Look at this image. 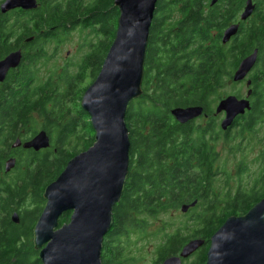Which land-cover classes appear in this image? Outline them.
Listing matches in <instances>:
<instances>
[{
  "label": "trees",
  "instance_id": "obj_1",
  "mask_svg": "<svg viewBox=\"0 0 264 264\" xmlns=\"http://www.w3.org/2000/svg\"><path fill=\"white\" fill-rule=\"evenodd\" d=\"M221 1L223 9L217 4L211 5V0H157L144 61L142 94L129 104L125 117L130 141L128 174L121 199L112 210L111 228L103 238L102 264L135 262L127 242L121 243V239L128 237L130 230L147 233L150 221L158 215L195 200L197 204L189 209L192 213L186 217L183 228L164 234L157 247L155 264L177 254L188 240L195 238L203 239L206 244L191 264H205L210 238L225 220L245 215L264 198V171L250 189L231 191L228 188L230 176L218 165L217 147L221 135L226 143L231 142V130L239 124L240 129L234 137L243 138L245 131L253 130L257 122L249 119V114L248 117L240 116L232 127L222 132L211 115V105L226 96L222 89L231 81L240 60L252 48L264 47L263 24L250 30L240 24L238 34L229 43L221 44L223 30L235 21L245 0ZM104 4L105 0H97L86 7L67 4L64 9L54 7L37 16L15 17L13 24L0 15L1 55L15 49L25 38H32L28 71L10 79L13 87L7 93L9 100L3 108L11 112L1 117L6 128H0V134L7 130L4 140H9L19 135L31 137L43 130L52 138L55 153L51 150L44 154L32 153L30 158V165L34 164L30 170V184L34 188L32 178H38L41 183L38 189L43 196L46 187L60 175L68 161L94 143L90 121L83 119L90 120V117L81 109L77 116H71L64 109L66 99L73 94L81 101L87 87L77 91L74 88L93 60L89 52L74 77L64 69L61 75L50 76L43 83L36 82L31 66L44 56V43L59 41V36L51 35L50 29L66 23L76 24L79 19L76 17L85 15L88 9L91 12L89 21L100 20ZM113 10L117 23L119 9L114 7ZM113 32L110 40L115 36V30ZM110 44L111 41L107 49ZM53 82H57L55 90H48ZM192 105L202 106L208 115L197 126L195 120L178 124L170 115L175 107ZM58 112L61 114L56 117ZM251 113V116L264 114L261 98ZM35 115L43 121H37ZM67 119L70 122L62 126ZM78 120L83 122L81 126ZM79 128L86 129V135L91 132V137L83 139L78 135ZM74 138L76 141L71 143ZM218 175L225 177L226 186L222 189L214 185ZM69 218L68 213L62 214L59 227L68 223ZM181 230L186 232L181 233ZM20 260L24 262V257Z\"/></svg>",
  "mask_w": 264,
  "mask_h": 264
},
{
  "label": "water",
  "instance_id": "obj_2",
  "mask_svg": "<svg viewBox=\"0 0 264 264\" xmlns=\"http://www.w3.org/2000/svg\"><path fill=\"white\" fill-rule=\"evenodd\" d=\"M216 2L211 0L210 4ZM156 3L157 0H113L119 9L114 40L80 101L81 110L90 117L94 143L69 160L45 189L46 206L34 228L36 247L44 246L41 264H102L103 238L111 228L112 210L121 199L128 174L130 141L125 117L129 104L142 94L144 61ZM34 7L35 0H4L0 13ZM253 9L251 0H245L240 21L245 22ZM239 29V23L227 26L221 34V44L229 43ZM31 40L27 38L26 42ZM257 52L255 49L240 60L231 76L233 83L246 79L256 63ZM20 62V50L1 59L0 82ZM249 95L250 92L245 98L228 95L217 103L213 115L224 113L221 131H227L236 118L251 109ZM170 115L181 125L207 116L200 105L175 107ZM23 147L47 149L50 140L41 130ZM196 204L195 200L179 209L184 214ZM65 212H71L69 222L59 227V218ZM203 245L201 238L190 239L161 264H183ZM205 264H264V198L245 215L225 220L210 238Z\"/></svg>",
  "mask_w": 264,
  "mask_h": 264
},
{
  "label": "rangeland",
  "instance_id": "obj_3",
  "mask_svg": "<svg viewBox=\"0 0 264 264\" xmlns=\"http://www.w3.org/2000/svg\"><path fill=\"white\" fill-rule=\"evenodd\" d=\"M88 1L89 0H86L84 3H87ZM216 4L223 9L224 3L221 0H217ZM114 7L116 6L115 4H113V0L112 3L110 2V0H105V4L101 9V13L103 14L100 17V20L103 19L101 27L105 32L97 36L93 35L89 31L82 30V28H73V25L71 23H66V25L60 27L61 32L58 35L59 41L57 42L56 40H51L44 43V45L42 46L44 56L32 63V72L35 75L36 82L43 83L50 76L56 78L58 74L61 75L60 73L64 69V71H66L68 75L70 74L72 77H74L78 72V66L81 64L85 56L90 52L92 57L91 59L93 61L82 74V77L80 78L81 80L79 84L77 83L74 90H84L85 87H88L92 83L94 79L93 76L96 75L100 64L102 63V60L104 59V55H106L107 53L106 51L108 50L107 46L109 42L111 41L112 43V41L114 40V38L110 40L114 35V29L116 31L117 28V23L115 22L113 14ZM242 9L243 6L235 17V21L233 23H239L241 24V27L245 26L249 29V19H247L245 22H241L239 19V15ZM47 10L50 11L53 9L50 8ZM3 18L5 19L6 17ZM76 18H79L78 23L80 25H86V22L84 21L86 19L85 15L80 16L79 14ZM89 23L92 24L91 21ZM24 44L25 43L22 42L19 45L22 46ZM19 45L17 47H19ZM263 57L264 52H262L261 54V58ZM56 85L57 82H53L52 85L49 84L48 90L54 91ZM246 90L247 87L245 85V81L242 83H233L232 81H228L224 85L222 92L225 93L226 96L235 95L238 98H245ZM218 102L219 101H216L211 105L212 113L214 112V108ZM64 109L71 116L78 115V110L81 109V105L80 101H78L77 99L76 94H73L72 97L66 99ZM60 114L61 113L58 112V114H56V117H58ZM251 114L252 113L249 114V117L248 115H246V117H248L249 119L252 118L254 120V123L257 122L253 130H246L243 138L234 137L235 133L240 129V125L238 124V126L231 130V142L226 143L223 135H221L218 141V165L222 167L223 170L227 172V174H229L230 180L228 182V188L231 191L250 189L264 171V114H253L252 116ZM35 117L37 121H43L37 115H35ZM222 117V115L214 117L216 120V125L219 129V124ZM83 119L87 120L88 122L90 121L89 118ZM204 119H197L195 120L194 124L197 126L203 123ZM69 122L70 121L67 119L62 126L67 125ZM78 123H80L81 126L83 122L78 120ZM239 123L242 124V121L240 120ZM81 128H79L80 132L78 133V135H82L83 139H88V137H91V132L86 135V129L85 131H82ZM74 141H76V138L71 140V143H73ZM81 143L84 142L82 141ZM233 146L236 147V149H233ZM29 157H31V154H29ZM49 177L45 180V182L49 179ZM224 178L225 177L223 175L217 176L216 182L214 184L216 189H222L226 186ZM32 181L33 185L35 183L34 188L36 189V195L40 194V190L38 189V187L41 183H39V179L32 178ZM41 182L43 183L44 179H41ZM262 189H264V183L262 185ZM34 211L35 213L30 216L32 220H36L39 213V208H36ZM191 213L192 210H189L187 213L183 214L179 208L169 209L166 212L158 215L155 220L150 221L149 226L146 230L147 233L143 234L144 232H142V230H130L128 237H123L121 239V243H123V240L127 242L129 254L134 258L135 261L131 264H155L158 259L157 247L159 246V244H161L164 234L172 233L176 229L183 228V222L186 221V217ZM185 232L186 230H181V233ZM140 233H142L143 235H141ZM199 251L200 249L195 252L196 254L194 253L188 259L184 260L183 264H191V262L195 260L197 254H199ZM24 263L36 264L35 258L31 256L28 258V261H25Z\"/></svg>",
  "mask_w": 264,
  "mask_h": 264
},
{
  "label": "flooded vegetation",
  "instance_id": "obj_4",
  "mask_svg": "<svg viewBox=\"0 0 264 264\" xmlns=\"http://www.w3.org/2000/svg\"><path fill=\"white\" fill-rule=\"evenodd\" d=\"M2 1L4 0H1L0 3ZM85 1L86 0H35V7L31 10L16 8L5 14L0 13V15L6 17L5 19L9 24H13L15 17L26 18L37 16L41 13H46L47 9L50 8L56 7L64 9V6L67 4H81L83 7H86L97 0H89L87 3H84ZM251 2L254 9L248 18L249 30L254 26L260 27L262 24L264 25V0H251ZM84 13L86 16L84 20L86 25H80L76 22L73 28H82V30L89 31L96 36L105 32L101 27V20H93L94 22H92V24L89 23V20H91V12L89 9L86 10V12L84 11ZM49 31L51 35L55 36L60 34L61 29L57 27ZM40 33L43 34V31L41 30ZM26 39L27 38L23 41V43H25L24 45H19V47L2 55L0 52L1 60L13 51H21L20 65L15 69H10L4 81L0 82V128H6L3 124L4 122L2 123L1 117L11 112L7 108H3V105L9 100L7 93L13 87L12 84L9 83L10 79L14 76L18 77L24 74L29 68L30 47ZM255 49L258 51L256 63L249 71L246 79L242 81H245V85L246 82H249V86H246V93L250 92L248 99L251 109L241 117H245L254 110L258 98L264 101V57L261 58L264 47H254L249 51V54ZM211 115L214 116L213 113ZM219 115L223 116L222 119L224 118V113ZM207 117L208 115L200 118L206 119ZM6 135L7 130H3L0 134V264H25L24 262L28 261V258L31 256L35 258V262H38L41 261L40 252L44 246L40 248L36 247L34 228L46 206V199L41 193L36 195V189L33 188L29 182L30 170L34 167V164L30 165L31 157H29V154H44L50 150L55 153L56 149L53 148V140L50 136H48L50 147L35 151L33 149L24 148L23 144L32 139L36 134L31 137L19 135L12 139L4 140ZM17 142L18 145L15 146ZM36 208H39V213L36 220H32L30 216L35 213L34 210ZM65 213H68L69 216L71 215V212ZM205 244L204 242V245ZM22 257H24V262L20 260Z\"/></svg>",
  "mask_w": 264,
  "mask_h": 264
},
{
  "label": "bare ground",
  "instance_id": "obj_5",
  "mask_svg": "<svg viewBox=\"0 0 264 264\" xmlns=\"http://www.w3.org/2000/svg\"><path fill=\"white\" fill-rule=\"evenodd\" d=\"M205 242V241H204Z\"/></svg>",
  "mask_w": 264,
  "mask_h": 264
}]
</instances>
